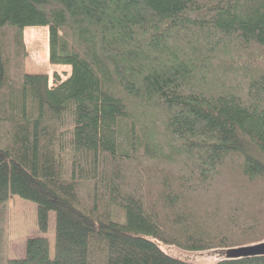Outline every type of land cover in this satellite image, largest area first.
Returning <instances> with one entry per match:
<instances>
[{
	"label": "trees",
	"instance_id": "obj_1",
	"mask_svg": "<svg viewBox=\"0 0 264 264\" xmlns=\"http://www.w3.org/2000/svg\"><path fill=\"white\" fill-rule=\"evenodd\" d=\"M37 27L53 88L23 71ZM14 197L54 213L53 258H10ZM153 240L264 241V0H0V264H193Z\"/></svg>",
	"mask_w": 264,
	"mask_h": 264
},
{
	"label": "rangeland",
	"instance_id": "obj_2",
	"mask_svg": "<svg viewBox=\"0 0 264 264\" xmlns=\"http://www.w3.org/2000/svg\"><path fill=\"white\" fill-rule=\"evenodd\" d=\"M22 35L26 54L23 61V71L25 73L47 75L49 78V88H53L56 84L53 78L54 74L61 81L69 77L70 68L68 66H52L48 62V33L46 28H26ZM118 143L121 149L124 150V142L119 140ZM7 222L9 226L8 253L10 258H23L26 240L35 237H45L48 239L50 257L53 258L54 213L49 214L48 230L45 234H42L37 227L36 205L32 202L14 197L8 203ZM153 241L166 255L185 262L193 264H215L219 260L218 254H214V251H183L175 246L165 245L156 240Z\"/></svg>",
	"mask_w": 264,
	"mask_h": 264
},
{
	"label": "water",
	"instance_id": "obj_3",
	"mask_svg": "<svg viewBox=\"0 0 264 264\" xmlns=\"http://www.w3.org/2000/svg\"><path fill=\"white\" fill-rule=\"evenodd\" d=\"M214 254H218L219 260H238L251 257H263L264 241L248 246L216 250L214 251Z\"/></svg>",
	"mask_w": 264,
	"mask_h": 264
}]
</instances>
